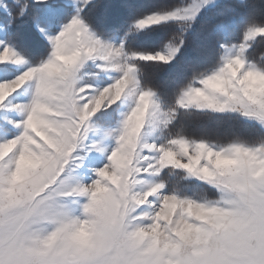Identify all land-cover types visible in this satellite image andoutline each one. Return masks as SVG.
<instances>
[{
  "label": "snow or ice",
  "instance_id": "6c2138e0",
  "mask_svg": "<svg viewBox=\"0 0 264 264\" xmlns=\"http://www.w3.org/2000/svg\"><path fill=\"white\" fill-rule=\"evenodd\" d=\"M0 264H264V0H0Z\"/></svg>",
  "mask_w": 264,
  "mask_h": 264
}]
</instances>
